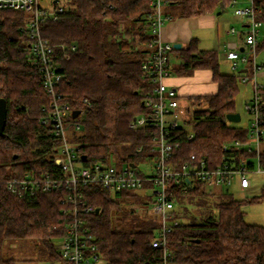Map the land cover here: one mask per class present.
Returning <instances> with one entry per match:
<instances>
[{
	"label": "trees",
	"instance_id": "16d2710c",
	"mask_svg": "<svg viewBox=\"0 0 264 264\" xmlns=\"http://www.w3.org/2000/svg\"><path fill=\"white\" fill-rule=\"evenodd\" d=\"M234 1L238 0H169L165 16L170 20L221 13ZM62 4L65 10L57 20L42 23V35L57 47L56 63L63 74L59 91L72 109L83 112L80 130L71 127L79 132L72 143L81 146L87 162L108 161L111 156L121 163L143 160L147 133L130 129V124L147 112L144 101L154 89L152 78L142 70L153 50L149 42L156 38L150 0H64ZM254 7L257 19L264 23V0H254ZM29 17L24 11L0 10V97L7 103V124L0 135L1 180L28 171L39 175L57 170L61 140L50 125L40 121L50 96L42 87L40 71L32 65L27 38L17 29ZM174 53L180 59L173 69L176 74L191 76L197 70H210L218 86L216 94L192 99L205 108L186 121L193 127L194 138L182 142L179 160L195 153L211 165L219 163L225 155L223 145L248 134V127L227 120L228 114L237 113L236 98L245 74L222 73L218 53L200 50L196 39ZM181 130L188 133L186 128ZM205 188L199 184L188 194L178 191V200L203 194ZM133 192L113 195L99 186L85 187L84 203L92 209L86 223L107 264H160L161 250L151 243L159 227L155 216L142 217L131 209L117 222L111 220L112 208L131 202L122 198ZM64 196L50 192L18 197L0 184V264L17 263L3 255L5 241L29 238L38 241L40 255L50 264L60 259L54 242L60 234L56 230L51 235L48 230L64 224ZM261 198L237 200L224 191L218 196L217 214L200 221L177 211L180 224L170 235L172 264H264V226L248 223L243 208Z\"/></svg>",
	"mask_w": 264,
	"mask_h": 264
},
{
	"label": "built area",
	"instance_id": "2783aa9c",
	"mask_svg": "<svg viewBox=\"0 0 264 264\" xmlns=\"http://www.w3.org/2000/svg\"><path fill=\"white\" fill-rule=\"evenodd\" d=\"M40 1L0 0V10L10 9L30 14L27 22L18 29L27 38L32 65L40 71L42 87L50 96V103L42 109L40 121L50 125L61 140L60 152L55 158L57 170L39 175L28 171L20 176L0 178V184H4L7 191L18 197L50 192L65 194L62 202L66 206L63 210L66 219L64 224L54 228L60 234L57 249L59 261L63 264H98L103 259L96 237L86 223L85 216L92 209L84 203L85 187L99 186L113 195L123 191L141 192L150 203V207H145L144 211H151L159 222L151 240L152 246L161 250L160 264H172L170 235L180 224V218L176 217L178 191L188 194L199 184L228 187L234 183L247 191L254 186L253 175H264V87L256 82L257 73L262 69L256 61L257 39L262 23L256 17L254 0H248V7L236 10L248 21L245 51L241 52L236 44H228L227 51V58L232 61L234 70L240 65H247L249 69V75H244L241 81L253 84V98L245 106L250 118L248 134L244 139L225 143L224 157L212 165L209 160L195 153L183 161L177 155L182 142L191 141L194 135L181 130L184 127L180 124L183 110L179 93L168 84L173 73L171 57L175 47L163 41L161 29L165 20L169 19L163 15L169 0H150L154 8L150 19L152 33L156 38L149 42L153 50L142 63V70L152 78L154 89L144 101L147 112L136 116L130 124V129L147 133L146 154L139 161L144 170L139 169V162L134 161L122 162L120 166L112 165L109 160L87 162L88 155L83 159L86 154L81 146L70 142L68 129L72 127L76 131L80 130L83 112L73 117L75 110L59 91L63 74L58 71L56 63L57 47L42 35V23L47 19L57 20L65 6L60 0H50V9H44ZM234 32L235 29H232L231 33ZM62 47L67 49L65 45Z\"/></svg>",
	"mask_w": 264,
	"mask_h": 264
},
{
	"label": "rangeland",
	"instance_id": "374dc122",
	"mask_svg": "<svg viewBox=\"0 0 264 264\" xmlns=\"http://www.w3.org/2000/svg\"><path fill=\"white\" fill-rule=\"evenodd\" d=\"M63 2L64 0H61V3ZM242 2H244L243 5H241ZM40 4L42 8L44 9H50L51 7L50 0H41ZM249 4L250 2L248 0H243V1L239 0L238 3H236L235 5H232V8H234L235 10H237L238 8L243 9V8L248 7ZM163 15L164 16L166 15L165 11ZM177 19H180V18H173L170 20L166 19L162 26L161 32L163 31V28L166 25H168L169 23ZM239 27L242 28V26H239ZM261 27H260V30L262 31L264 29V23H262ZM199 33L204 35V38H205V35H207L206 30L200 31ZM163 41L167 42L164 39ZM168 43L174 45V43H171V42H168ZM201 47L206 48L204 40L201 42ZM256 61L259 65H260V62H264V49H260L257 52ZM175 63L179 64L180 62L179 60H176L174 56H172L171 57L172 66L175 65ZM241 68L242 66L240 65L238 70H240ZM221 72L226 73L227 71H225V68L221 66ZM260 72L261 70L257 73L256 82L259 85L264 86V83H262L258 77ZM175 74L176 73H173V75ZM176 76H178V74H176ZM181 76L183 75H180L179 77ZM204 76L205 77H202V78H196L195 75L185 76L189 79H185L186 82H184L181 85V87L178 89L180 93V104H181L180 107L183 110V115L180 119V124L184 128H186L188 132L193 131V127L192 125H188L186 121L191 119L195 111L205 108L204 104L198 105L195 102H192L193 101L192 99L198 96L199 94H207V93L215 92L216 90V83H214L212 79L207 78L206 75ZM239 87H240V91L236 98V109H237V112L240 113L241 115V121L238 123H233V122H230V123H232L234 126L247 128L250 123L249 121L250 118L246 111L245 106H246V103L249 102L253 98V95H254L253 94V84L252 83L246 84L241 81L239 84ZM73 131L74 130L70 128L68 129V132H67V136L71 143H72V140L75 138V135L79 134V132H73ZM262 151L264 152V140L262 142ZM108 160L112 165H115V166H120L122 164L121 161L118 160V158L115 156L109 157ZM141 164H142L141 162L138 163V168L144 170V167H142ZM252 179L255 185L264 184V175H260V174L253 175ZM205 187H206L205 192L203 194L201 193H196L193 195L190 194L184 197L182 200H180V202H178V204L176 205L177 211L180 212L185 217L187 214L188 218L189 216H194L197 218V220L200 221L210 214L211 215L217 214L218 196L220 193H223L224 191H229L232 194L233 198L237 200L248 199V198L252 199L254 197L251 191H244L240 189V187L236 183L228 187L226 186H213V187L205 186ZM131 195L130 196L124 195L122 198V200L128 199V200H131V202L130 201L125 202L126 204L121 203L120 209H118L117 207L112 208L111 220L114 223L117 222L118 218H121L122 216H124L126 214L125 213L126 211L131 210V209H133L136 212V214L141 215L142 217H146V218L154 217L151 211L149 213L144 211L145 207H150V203L146 200V198H144L141 195V192H133ZM137 197H140L142 199L139 200ZM143 199L145 203L144 202L142 203ZM137 200L141 201V203L136 202ZM243 208H244V211L246 212L245 218L248 223L264 226V198L255 203H248ZM187 220L188 219H185V221ZM55 228H57V226ZM48 232L49 234L54 235L55 234L54 232H57V231L56 229L51 227L49 228ZM54 242L57 245H59L60 241L55 240ZM3 255L6 258H13L17 260L16 264H50L46 260V258H43V256L40 255L39 248H38V241L33 238L5 241L3 245ZM54 264H63V263H61L58 260L54 262ZM98 264H107V263L104 259H102V261H100Z\"/></svg>",
	"mask_w": 264,
	"mask_h": 264
},
{
	"label": "crops",
	"instance_id": "0c3cea01",
	"mask_svg": "<svg viewBox=\"0 0 264 264\" xmlns=\"http://www.w3.org/2000/svg\"><path fill=\"white\" fill-rule=\"evenodd\" d=\"M238 2L239 0L236 3ZM243 4L244 2L241 3V5ZM239 26H242V28ZM232 29H235L234 33H231ZM204 30H206V34H207L205 35V38L204 35L199 33L200 31H204ZM247 30H248L247 19L239 15L236 12V10L232 8L231 5L227 7L226 10H222L221 13H209L197 17L177 19L163 28V31L161 32V37L167 42L174 43V45L181 44V48L185 47L193 39H196L198 42V48L200 50H212L218 53L220 69L222 66L225 68V71H227L224 74H234L239 68L237 70H234L232 66V61L227 58L228 44H236L239 46V50L241 52H244L245 35L247 33ZM203 40L205 41L206 48L201 47V42ZM257 40H258V45L262 46V48L260 49H264V29L262 31L260 30ZM173 56L176 60H179L180 62V59L177 57L175 53L173 54ZM179 64L175 63V65H173V69L175 70V68ZM260 65L262 69L258 77L259 80L262 83H264V62H260ZM241 66L242 68L238 70L237 73L241 72L245 75H249V69L247 65H241ZM193 75H195L196 78H202L205 77L204 75H206L207 78L212 79V72L210 70H203V71L197 70L191 76ZM179 76L180 75L176 76V74L175 75L172 74L171 77L168 79V83L171 86L175 87L177 91L181 87V85L184 82H186L185 79H189L185 76H181V77ZM217 91H218V86L216 84L215 92H211L207 94H199L198 96L213 95L216 94ZM247 191H251L254 197H262L261 199L264 198V184L255 185L254 183V186Z\"/></svg>",
	"mask_w": 264,
	"mask_h": 264
},
{
	"label": "water",
	"instance_id": "95a60500",
	"mask_svg": "<svg viewBox=\"0 0 264 264\" xmlns=\"http://www.w3.org/2000/svg\"><path fill=\"white\" fill-rule=\"evenodd\" d=\"M59 0H55V2H58ZM175 49H180L181 48V44H175L174 45ZM81 113L80 110H75L73 112L74 117L79 116V114ZM227 120L229 122H233V123H238L241 121V115L240 113H230L227 115ZM6 124H7V103L6 100L2 97H0V135H2L5 131L6 128ZM87 155L83 156V159H86ZM59 164L62 163L61 160L58 161ZM134 166V165H133Z\"/></svg>",
	"mask_w": 264,
	"mask_h": 264
}]
</instances>
